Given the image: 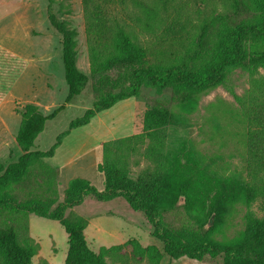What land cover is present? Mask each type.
Segmentation results:
<instances>
[{
	"label": "trees",
	"instance_id": "1",
	"mask_svg": "<svg viewBox=\"0 0 264 264\" xmlns=\"http://www.w3.org/2000/svg\"><path fill=\"white\" fill-rule=\"evenodd\" d=\"M128 1L142 9L138 19L140 22L144 19L151 28L158 11L149 0H82L95 87L102 91L107 82L112 85L101 92L82 116L70 121L69 129L60 133L49 149L43 150L33 147L46 121L65 109L90 80L89 74L77 65L76 29L53 11L55 0H48L49 20L62 35L68 92L64 101L48 114L33 102L24 105L16 135L23 152L7 166L0 163V211L14 208L59 220L68 234L65 264H109L104 254L109 248L96 252L88 243L85 234L88 218L64 214L66 208L80 204L90 194L98 200L123 196L133 209L143 211L154 225L153 235L163 241L165 252L172 258L202 259L222 253L223 264H264V213L258 215L251 207L259 199L264 201V73L260 72L264 68V0H230L231 10L215 13L201 23L196 47L189 48L178 62L167 65L150 62L138 36L116 15V6H127ZM232 15H237V23H230L234 20ZM215 27L217 41L209 44ZM235 68H242L251 76L248 90L242 95L234 93L239 103L237 117L245 124V174H220L205 163L195 147L186 149L184 140L171 152H164L166 127L175 123L178 115L171 108L157 104L146 110L143 132L104 143L105 156L97 165L104 175L102 189L87 178H72L63 201L52 210L39 199L19 200L12 193L14 184L31 173L34 163L54 156L70 129L88 124L98 112L139 94L142 86L158 90L171 87L181 109L191 112L197 107L200 95L226 83L228 73ZM117 69H124L122 75L114 78L104 75ZM118 86V90H113ZM134 137L142 142L149 138L145 154L156 159L153 167L143 168L136 177L131 175L125 157L112 156V151L124 143L135 149L131 144ZM156 139L160 140L158 144L154 142ZM46 171L51 178L59 176V170L52 165ZM181 197L185 212L196 225L173 227L163 221L164 213L178 207ZM238 203L247 207L243 230L231 238H217L215 234ZM16 224L0 225V264H32L36 253L33 239L22 242ZM132 241L141 257H146L150 264H160L163 253L155 244L143 246Z\"/></svg>",
	"mask_w": 264,
	"mask_h": 264
},
{
	"label": "rangeland",
	"instance_id": "2",
	"mask_svg": "<svg viewBox=\"0 0 264 264\" xmlns=\"http://www.w3.org/2000/svg\"><path fill=\"white\" fill-rule=\"evenodd\" d=\"M149 2L158 11L151 28L145 25L144 19L139 21L142 9L132 1H128L127 6L118 4L114 11L126 28L138 36L149 61L165 65L178 62L189 48L196 47L201 23L215 13L232 9L230 0ZM48 4V0H0V163L4 166L16 161L23 152L16 135L24 105L33 102L48 114L64 101L68 92L62 61V35L49 20ZM52 9L68 26L76 29L77 65L89 74L90 80L65 109L46 121L33 147L43 150L49 149L57 136L69 129L70 121L82 116L101 92L112 85L107 82L102 91L95 87L82 0H55ZM232 18L231 24L239 21L237 15ZM217 28L212 30L209 44L217 41ZM123 72L124 69L109 70L104 75L114 78ZM260 72L264 73V68H260ZM250 80V74L244 69H233L228 73L226 83L200 95L197 107L191 112L181 109L171 87L158 90L153 86H142L139 94L98 112L88 124L70 129L55 156L34 163L31 173L14 184L12 193L19 200L39 199L52 210L63 201L68 183L75 176L88 178L102 189L104 176L95 166V152L83 150L84 145L143 132L144 114L157 104L171 108L178 115L175 123L166 127L164 152H171L184 140L186 149L195 147L205 163L220 174H245V124L237 117L239 103L234 93L244 94L250 87ZM119 88L113 87V90ZM154 142L158 144L160 140ZM149 143V138L142 142L134 137L131 144L136 146L135 149L124 143L112 151V156L125 157L131 175L136 177L143 168L153 167L156 163V159L145 154ZM102 155L104 158V148ZM51 164L60 168L58 177L51 178L46 171ZM183 200L181 197L178 207L164 213L165 224L173 227L196 225L185 212ZM251 207L258 215H263L262 199ZM246 208L243 203L236 204L215 236L226 239L238 235L244 228ZM64 214H79L90 220V229L86 233L88 243L96 252L102 251L103 247L109 248L104 252L109 264H150L146 257L135 251L132 240L143 246L155 244L163 253L160 264H223L222 253L206 255L202 259L170 257L164 250L163 241L153 235L154 225L147 215L133 209L123 196L98 200L90 194L80 204L66 208ZM9 222L17 223L22 242L29 241L30 237L33 239L36 253L32 264H65L68 234L59 220L18 212L14 208L1 210L0 225Z\"/></svg>",
	"mask_w": 264,
	"mask_h": 264
},
{
	"label": "crops",
	"instance_id": "3",
	"mask_svg": "<svg viewBox=\"0 0 264 264\" xmlns=\"http://www.w3.org/2000/svg\"><path fill=\"white\" fill-rule=\"evenodd\" d=\"M90 136H93V134H89ZM86 139H90L89 137H87ZM62 140H63V138H62ZM95 141H98L96 138H95ZM61 143H62V141H61ZM60 143V144H61ZM104 143H105V140H99L98 142H96V143H94V144H90V145H84V148H83V150H87V151H89V152H91V153H93V152H95V156H94V160H95V166H96V168H97V165H98V163L100 162V161H102V159H103V155H102V153H103V146H104ZM60 144L57 146V148L60 146ZM57 148H56V151H57ZM56 151H55V154H56ZM55 154H54V156H55ZM54 156H52V157H54ZM52 157H50V158H52ZM74 159V158H73ZM72 159V157H71V160H73ZM67 163H69V161L67 160ZM66 163V164H67ZM52 165V164H51ZM61 165H63V164H61ZM61 165H59V166H61ZM52 166H54V165H52ZM54 167H56L58 170H59V172H60V168L58 167V166H54ZM97 170H98V168H97ZM99 171V170H98ZM100 172V171H99ZM104 176V175H103ZM75 177H81V176H75ZM74 177V178H75ZM85 178V177H84ZM88 179V178H87ZM90 180V179H89ZM104 187V186H103ZM86 198V197H85ZM89 220V219H88ZM89 225H90V220H89V223H88V225H87V227H86V231H85V234L87 233V230L88 229H90L89 228ZM87 236V235H86Z\"/></svg>",
	"mask_w": 264,
	"mask_h": 264
}]
</instances>
